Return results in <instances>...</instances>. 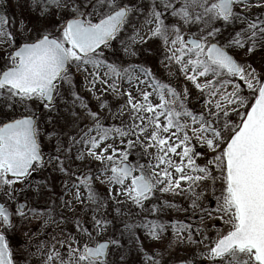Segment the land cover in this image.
Returning a JSON list of instances; mask_svg holds the SVG:
<instances>
[{
  "label": "snow or ice",
  "instance_id": "6c2138e0",
  "mask_svg": "<svg viewBox=\"0 0 264 264\" xmlns=\"http://www.w3.org/2000/svg\"><path fill=\"white\" fill-rule=\"evenodd\" d=\"M15 4L0 264H264V0Z\"/></svg>",
  "mask_w": 264,
  "mask_h": 264
},
{
  "label": "trees",
  "instance_id": "16d2710c",
  "mask_svg": "<svg viewBox=\"0 0 264 264\" xmlns=\"http://www.w3.org/2000/svg\"><path fill=\"white\" fill-rule=\"evenodd\" d=\"M15 0H9V3L12 5L11 8H10V12L14 15V12L16 9L13 8L14 6V2ZM17 7V6H16ZM18 9V8H17ZM20 11V10H19ZM26 14V13H25Z\"/></svg>",
  "mask_w": 264,
  "mask_h": 264
},
{
  "label": "rangeland",
  "instance_id": "374dc122",
  "mask_svg": "<svg viewBox=\"0 0 264 264\" xmlns=\"http://www.w3.org/2000/svg\"><path fill=\"white\" fill-rule=\"evenodd\" d=\"M13 3H14L13 8L16 9L15 12H14V15L17 16V19H19V12H20V11H19V9H17L16 4H15V1H14ZM17 26H18V25H17Z\"/></svg>",
  "mask_w": 264,
  "mask_h": 264
}]
</instances>
